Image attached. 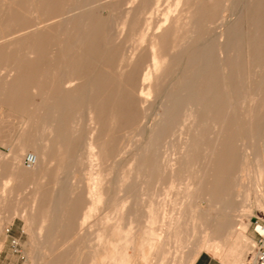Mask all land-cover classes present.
Returning <instances> with one entry per match:
<instances>
[{"label":"rangeland","instance_id":"obj_1","mask_svg":"<svg viewBox=\"0 0 264 264\" xmlns=\"http://www.w3.org/2000/svg\"><path fill=\"white\" fill-rule=\"evenodd\" d=\"M140 2L123 30L129 0H0L4 264L254 256L247 229L264 223V12L247 13L246 0ZM230 19L242 33L228 77L219 35ZM203 49L207 60L189 77L188 60ZM202 84L209 96L193 94ZM27 154L40 156L38 168L27 169Z\"/></svg>","mask_w":264,"mask_h":264},{"label":"bare ground","instance_id":"obj_2","mask_svg":"<svg viewBox=\"0 0 264 264\" xmlns=\"http://www.w3.org/2000/svg\"><path fill=\"white\" fill-rule=\"evenodd\" d=\"M142 2L143 0H129V9L126 11V13H125V17H124V22L122 23V29L124 30L126 27H127V25H128V21H129V19H130V14L133 12V11H135V9L137 8V4H138V2ZM61 2V1H60ZM82 2V1H81ZM140 2V3H141ZM185 4V3H184ZM243 5V7H245L246 8V11H247V13H251L252 14V12H256V13H258V15L261 17V15H262V13L264 12V0H246V5H244V3H242ZM72 5V4H71ZM157 5V4H156ZM96 6V5H95ZM70 8V7H69ZM67 10V9H66ZM244 11V10H243ZM51 12V11H50ZM239 12H240V10H239ZM241 13H243V12H241ZM103 14V13H102ZM237 15V14H236ZM235 15V16H236ZM233 17V16H232ZM238 17V16H237ZM250 17V16H249ZM259 17V18H260ZM229 18V17H228ZM230 18H231V16H230ZM81 19V18H80ZM200 19V18H199ZM198 19V17H197V20H199ZM255 19H257V18H255ZM93 20V19H92ZM167 16H166V19L164 20V22H165V24H166V22H167ZM233 19H230V20H228L226 23H225V27L223 28V31L221 32V34L219 35V39H220V57H221V59L223 60L222 61V63H224V65L223 66H225V68L227 69V74L229 73V75H227L228 77H230V70H228L229 68H230V59H231V57H232V50L234 49V44H235V42H234V40H235V38L238 36V35H240L241 33H242V24L240 23V22H237V21H232ZM237 20V19H236ZM240 20V19H239ZM260 20V19H259ZM13 21V20H12ZM84 22V21H83ZM224 23V22H223ZM33 24V23H32ZM201 25V24H200ZM223 24L221 23V26H222ZM165 26V25H164ZM199 26V25H198ZM258 27H254L253 29L256 31L255 32V35H256V37H257V34H258V32L260 31V25H257ZM262 26H264V25H262ZM246 27V26H245ZM221 28V27H220ZM247 28H248V33L251 31V29H252V24H251V22H249V20H248V25H247ZM115 30V29H114ZM218 30V29H217ZM216 30V31H217ZM220 31H221V29H220ZM140 32V31H139ZM215 33H217V32H215ZM20 34V33H19ZM113 34V33H112ZM140 34V33H139ZM216 35V34H215ZM24 36V35H23ZM217 36H218V33H217ZM216 36V37H217ZM243 36V35H242ZM132 40V39H131ZM172 42V41H171ZM170 42V43H171ZM205 42V41H204ZM233 42H234V44H233ZM206 43V42H205ZM158 44L159 43H156V42H154V43H150V46H151V48L154 50V66H153V71H155V72H158V71H162V70H164V67H163V65H162V62H160V59H161V56H160V51H158L157 49H158ZM163 44V43H162ZM137 45H139V44H137ZM200 45V44H199ZM202 45H203V42H202ZM128 46V45H127ZM132 46H134V45H132ZM143 46V45H142ZM218 46V45H217ZM130 47V46H129ZM163 47V46H162ZM164 48V47H163ZM175 49V48H174ZM173 49V50H174ZM41 50V49H40ZM145 50V49H144ZM39 51V50H38ZM176 51V50H175ZM199 51V50H198ZM216 51H217V48H216ZM171 52V51H170ZM209 52H210V50H207V51H204V49H203V51H200V52H194L191 56H190V58H189V60H188V73H189V77H192L195 73L193 72V70H195V68H196V66L195 65H197V63H200L201 64V62H206V60H207V57H208V54H209ZM168 53V52H167ZM216 53V52H215ZM234 53V52H233ZM119 54H121V53H119ZM117 55V54H116ZM128 55V54H127ZM216 55V54H215ZM113 56H115V55H113ZM27 57V56H26ZM210 57V56H209ZM111 58V57H110ZM27 59V58H26ZM215 59V58H214ZM32 60V59H31ZM76 60V59H75ZM116 61V60H115ZM163 61H165V59L163 60ZM214 61V60H213ZM112 62V61H111ZM217 62V57H216V61L214 62V63H216ZM204 63H202V69L204 68ZM212 64V63H211ZM87 65H89V64H87ZM97 65V64H96ZM216 65H217V63H216ZM80 66V65H79ZM84 66V65H83ZM199 66V65H198ZM215 66V65H214ZM86 67V66H85ZM140 68V67H139ZM213 68H215V70H216V67H213ZM221 68V67H220ZM97 69V68H96ZM148 69V68H147ZM185 69V68H184ZM201 69V68H200ZM199 69V70H200ZM201 69V70H202ZM211 70V71H210ZM186 72V71H185ZM201 72V71H200ZM194 73V74H193ZM224 73H225V71H224ZM232 73H233V71H232ZM202 74V73H201ZM200 74V75H201ZM161 75H163L162 73H161ZM177 75V74H176ZM188 75V74H187ZM128 76V75H127ZM182 77V76H181ZM199 77V76H198ZM213 77V73H212V69H207L206 70V74L204 75V78H207V79H211ZM152 78V72H147V73H145L144 74V76H143V80L144 81H150V79ZM183 78H185V77H183ZM98 79V78H97ZM196 79H198V78H196ZM177 80H178V78H177ZM125 83V82H124ZM185 85V84H184ZM212 85V84H211ZM147 86H149V85H147ZM182 86V85H181ZM187 86V85H186ZM191 87V86H190ZM147 88H149V87H147ZM177 89V88H176ZM145 90V89H144ZM178 90V89H177ZM27 91V90H26ZM192 91V90H191ZM210 87H209V85H207V84H205V85H201V87L200 88H198V89H196L195 91H193L194 93L193 94H197V93H199V95L202 97V96H209V93H210ZM189 94H190V92H189ZM122 96V95H121ZM120 96V97H121ZM125 96V95H124ZM151 96V95H150ZM189 96V95H188ZM193 96H195V95H193ZM199 96V97H200ZM126 97V96H125ZM86 98V97H85ZM190 98V97H189ZM208 98V97H207ZM173 100H174V98H173ZM172 100V101H173ZM178 101V100H177ZM176 101V102H177ZM3 102V101H2ZM180 102V101H179ZM8 103V102H7ZM202 105V104H201ZM26 106V105H25ZM9 107V106H8ZM159 107H160V105H159ZM182 107V106H181ZM191 109V108H190ZM159 110V109H158ZM177 111V110H176ZM158 112V111H157ZM183 112V111H182ZM181 112V113H182ZM151 114V113H150ZM189 117H191V116H189ZM196 117V116H195ZM149 120H151L150 118H149ZM153 122V121H152ZM168 122H170V121H168ZM177 122V121H176ZM218 122V121H217ZM208 123V122H207ZM149 124V123H148ZM169 124V123H168ZM193 124V123H192ZM219 124V123H218ZM150 125V124H149ZM201 125H204L203 123L201 124ZM208 125V124H207ZM148 128V127H147ZM150 128V127H149ZM183 129V128H182ZM160 130H161V128H160ZM202 130H204L203 128H202ZM214 130V129H213ZM118 133V132H117ZM171 135V134H170ZM206 139V138H205ZM15 147V146H14ZM18 154V153H17ZM17 154H16V152H14L13 154H12V158H11V161L12 162H17V160H18V157H17ZM213 154V153H212ZM34 156H35V158H36V162H35V164L32 166V167H29V168H27V169H32V168H38L39 166H40V162H41V158H40V156L38 155V154H33ZM155 155V154H154ZM200 155V154H199ZM91 157V156H90ZM93 158H95V157H93ZM217 158V157H216ZM208 165V164H207ZM89 167H90V165H89ZM138 167V166H137ZM136 167V168H137ZM142 169V168H141ZM158 170V169H157ZM143 172V171H142ZM204 173H206V172H204ZM166 174V173H165ZM188 175V174H187ZM204 176V175H203ZM31 177V176H30ZM93 177V176H92ZM140 177V176H139ZM182 177V176H181ZM225 178V177H224ZM206 179V178H205ZM93 181H95V180H93ZM180 182H182V180H180ZM201 183H202V178H201V181H200ZM43 183V182H42ZM196 183V182H195ZM201 183H199V184H197V186H195V191H197L198 190V187H199V185L201 184ZM148 186V185H147ZM149 189H151V188H149ZM56 192V191H55ZM130 193V192H129ZM44 195V194H43ZM131 199V198H130ZM129 199V200H130ZM62 201V200H61ZM132 202V201H131ZM127 203V202H126ZM60 205V204H59ZM128 211V210H127ZM124 213H126V212H124ZM118 217V216H117ZM122 217V216H121ZM125 218V217H124ZM180 220H181V218H180V216H178V215H176V214H171L170 216H168L167 217V226H168V228H170V229H175V232H174V235H179V233H181V230H180V228H178V224L180 223ZM258 220V219H257ZM258 221H260V220H258ZM255 255V254H254Z\"/></svg>","mask_w":264,"mask_h":264},{"label":"built area","instance_id":"obj_3","mask_svg":"<svg viewBox=\"0 0 264 264\" xmlns=\"http://www.w3.org/2000/svg\"><path fill=\"white\" fill-rule=\"evenodd\" d=\"M36 162L33 154H27L24 158L26 167H32ZM252 230L256 236L255 255L251 256L247 264H264V223L254 219L251 223Z\"/></svg>","mask_w":264,"mask_h":264},{"label":"crops","instance_id":"obj_4","mask_svg":"<svg viewBox=\"0 0 264 264\" xmlns=\"http://www.w3.org/2000/svg\"><path fill=\"white\" fill-rule=\"evenodd\" d=\"M247 236H249V238L253 240V242L255 243V248H256V236L250 231V228L247 229ZM4 263L5 261L0 260V264H4ZM192 264H223V263L213 258L207 252H202L196 257V259L193 261Z\"/></svg>","mask_w":264,"mask_h":264},{"label":"water","instance_id":"obj_5","mask_svg":"<svg viewBox=\"0 0 264 264\" xmlns=\"http://www.w3.org/2000/svg\"><path fill=\"white\" fill-rule=\"evenodd\" d=\"M252 222H254V219H253V221Z\"/></svg>","mask_w":264,"mask_h":264}]
</instances>
